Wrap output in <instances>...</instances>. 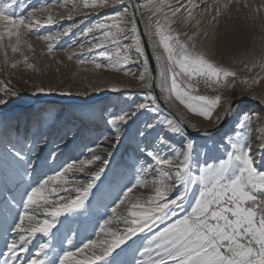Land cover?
<instances>
[{
	"label": "snow or ice",
	"instance_id": "snow-or-ice-1",
	"mask_svg": "<svg viewBox=\"0 0 264 264\" xmlns=\"http://www.w3.org/2000/svg\"><path fill=\"white\" fill-rule=\"evenodd\" d=\"M241 2L215 0L212 5V24L216 26L213 39L219 34L220 18H230L232 8H239ZM69 3V12L78 11L81 6L98 9L122 5L81 33L83 36L94 34V43H90L89 50L104 49L100 56L108 63H96V68L107 67L115 71L117 66L128 63L143 66L139 79L148 89L143 99L139 103L134 101L130 111L108 119L117 142L129 121L136 123L145 113L160 112L158 98L151 91L154 83L168 100L174 96L190 112L206 120H212L213 113H216L215 122L219 124L234 114L235 105L231 101H223L224 111L219 113L217 109L222 106V96L198 94V87L203 83L212 89L227 88L237 78V72L215 63L197 48L199 33L190 35L173 27L184 9L187 14L182 17L183 23L190 24L196 18L200 5L193 0H185L180 6H173L170 0H147L139 6L135 0H111V3L109 0H52L38 8H28L26 0H0V54L4 63L9 62L10 49L13 54L19 52L23 56L27 67H33L21 51L23 37L38 31L43 24H54L52 10ZM243 7L252 6L243 0ZM141 8L149 12L147 27L152 29L144 35L155 37L154 50L161 52L154 56L157 75L151 80L148 78L151 71L149 57L138 26ZM262 9L264 0L253 9V17H257ZM40 13H45L46 18L42 19ZM207 14L206 6L195 27H200ZM67 18L70 20L72 16ZM128 23H131L130 28L123 26ZM71 30L72 26H69L63 34L67 35ZM58 35H38L37 39L53 42ZM204 35L207 39L206 31ZM125 40L132 43L124 44ZM28 47L31 49V45ZM133 50L136 58L130 55ZM48 52H53L51 43ZM113 57L117 59L114 61ZM68 59H73V55L70 54ZM75 59L79 64L86 63L83 56ZM20 62L11 63V67L15 69ZM253 66L264 69V55ZM257 82L253 81V84ZM37 91L46 92L44 88ZM47 91L51 92V89ZM112 91L119 92L120 89L113 88ZM59 94L71 95L68 92ZM6 103V99L0 98V105ZM254 121H260L259 115L241 114L237 121L239 130L227 138L225 158L211 163L207 153L187 138L181 121H146L144 128L137 131V136L142 137L137 149L149 159L136 160L134 177L113 202L111 215L103 220L98 232L76 246H73L74 237L61 232L57 225L63 227L60 217L75 215L85 208L91 190L109 163L108 159L97 155L96 147H89L90 158L69 162L55 175H47L32 160V155L45 140V118L41 117L35 123L37 131L31 142L27 133L21 135L19 122L12 125L10 121H4L0 125L3 128L0 186L7 189L10 183L17 181V184L13 195L0 209V236L4 241L0 264H117L112 258L113 253L145 232L151 233L146 243L133 240V244L124 250L133 254V260L120 264H264V126L254 128ZM254 131L257 133L255 140L259 141L258 150L252 147ZM201 134L211 136L210 132ZM169 135L181 137L179 147L169 141ZM113 150L108 149L109 157ZM169 152L171 155L167 154ZM96 162L100 163L97 165ZM93 165L97 170L90 173L91 180L70 182L68 173L84 172L86 167ZM22 176L34 179L27 184L20 183ZM136 188H146L151 195H129ZM193 188H196L195 192L191 191ZM119 225H123L122 230ZM54 229L60 236L53 232ZM38 236L46 239L38 240Z\"/></svg>",
	"mask_w": 264,
	"mask_h": 264
},
{
	"label": "rangeland",
	"instance_id": "rangeland-1",
	"mask_svg": "<svg viewBox=\"0 0 264 264\" xmlns=\"http://www.w3.org/2000/svg\"><path fill=\"white\" fill-rule=\"evenodd\" d=\"M51 2L52 0H26L28 8H38ZM135 2L139 6L147 0H135ZM184 2L185 0H170L173 6H180ZM247 2L252 6L251 8L243 7L242 0L239 8H232L230 18L227 16L220 18L219 34L215 39L212 37V32L216 29V26L212 24L214 14L212 5L215 0H193V3L200 5V10L196 11V18L190 24L183 23L182 17L187 14L186 9H184L173 25L180 32L187 31L190 35L199 33L196 41L197 48L206 53L215 63L237 72V78L232 84H229L227 91L219 89V93L207 94L208 90H205L206 87L203 86V83L198 87V94L208 96L219 94L222 96V106L217 109L219 113L224 111L223 101L233 102L242 98L264 100V69L260 66H253V63L259 62L264 55V9L254 18L253 9L261 5L262 0H247ZM206 6L208 7V14L203 16L202 23L197 28L195 27L197 20L201 18L202 10ZM121 7L120 4L115 5V7L98 9L81 6L78 11L69 12L71 3L66 7L56 6L52 10L55 23L52 25L43 24L38 31L25 35L21 41V51L28 57V63L33 67L26 66L23 62V56L19 52L13 54L9 49V62L7 64L4 63L3 55L0 54V98L7 100L6 104L0 105V125L4 121H10L12 125L19 122L21 135L27 133L29 142H31L32 135L37 131L34 127L35 123L41 117L45 118L44 143L32 155L34 165L39 166L42 173L55 175L69 162L90 158L92 153L87 151L89 147H96V154L106 157L109 161L104 173L91 190L85 208L75 215L60 217V220L64 222L63 227L58 224L57 228L61 232L68 233L70 237H74L73 246L81 244L83 240L92 237L95 232L99 231V226L103 224V220L111 215L110 207L116 201L118 194L132 181L136 160L138 158L145 161L149 159L137 149V145L142 139V137L137 136V131L144 128L146 121L165 120L159 113H145L140 116L136 123L129 121L127 125H124L118 142L112 126L108 123L110 116L130 111L134 107L133 102L139 103L143 99V94L148 91L145 84L139 79V75L143 72V66L128 63L123 67L117 66L118 70L115 71L107 67L96 68V63H108L105 57L100 56L104 49L93 48L89 50L90 43H94L92 40L94 34L83 36L81 33L87 27L100 22L106 14L113 13ZM39 15L42 19L46 18L45 13ZM69 15L72 16L70 20L67 18ZM148 15L149 12L143 8L138 12L140 18L138 26L144 33L152 31L147 27ZM69 26H72L71 32L64 35L65 29ZM123 26L130 28L131 23ZM205 31L208 33L207 39L204 35ZM49 33L59 34L57 40L45 42L37 39L38 35ZM222 36L226 39H222ZM145 38L153 58L155 55L161 54L159 49L154 50L153 47L156 38L147 35ZM49 43L53 47L51 54L48 52ZM123 43L130 44L132 41L125 40ZM28 45H31V49ZM108 47L112 48L113 46L108 45ZM70 54L73 55L71 60L68 59ZM130 55L136 58L137 54L133 50ZM76 56H83L86 63H77ZM116 59L113 57L114 61ZM17 60L21 62L13 69L11 63ZM155 63L157 66L156 60ZM148 78L151 80L150 72ZM242 81H248V83ZM253 81L258 82L253 84ZM202 86L205 88L203 89ZM39 88H44L46 92L38 93ZM113 88H119L120 91L114 92L112 91ZM49 89L51 92L47 91ZM255 90L259 93L258 97H251L250 93ZM151 91L153 93L152 89ZM61 92H68L71 95H60ZM6 93L12 94L7 95ZM161 95L172 111L192 129H212L220 124L215 122L216 113H213L212 120H206L190 112L174 96L168 100L165 94ZM250 110L251 113L253 112L260 117L259 122L254 121L253 127L264 126V119L261 117V110L263 109L257 104L243 103L233 111L234 114L231 115V119L226 125V127L230 125L229 130L220 129L213 135L203 138L189 137L188 135L187 138L198 140L215 136L219 145L226 147L227 143H220V141L223 142L239 130L237 129V121L241 114ZM160 111L165 114L162 110ZM49 116L51 118H48ZM170 120L173 119L170 118ZM159 127L163 128L164 126L160 125ZM32 128L34 131L29 134V129ZM68 133L70 136L66 138ZM256 135L257 133L254 131L252 134L253 145L259 144V141L255 140ZM168 139L177 147L181 144V137L179 136L169 135ZM62 141L66 143V149L64 151L57 150V145ZM194 145L202 151V147L195 142ZM109 148L114 149L110 157L108 156ZM50 150L52 152L48 153ZM2 152L3 128L0 127V153ZM167 154L171 155L170 152ZM99 163L96 162L97 165ZM96 170V165H93L86 167L84 172H73L67 175L70 182L76 180L86 182L92 179L90 173ZM33 179L34 177L31 176H22L18 182L27 184ZM16 184L17 181L10 183L7 189L0 186V209H3L5 200L13 195ZM191 191L195 192L196 188ZM133 194L145 197L151 195L146 188H136L129 195ZM60 195H67V193H60ZM75 195L76 193H73V196ZM109 227L115 228L117 225H110ZM119 227L121 230L123 229V225H119ZM53 232L60 236L56 229ZM140 234L133 237V240L139 244L146 243L147 237L151 235L147 232ZM37 239L46 238L38 236ZM133 240L121 245L113 253L112 258L117 260V264H120L121 261L131 262L133 260L131 252H124L133 244ZM52 243L55 244L56 240L53 239ZM3 248L4 241L0 236V251ZM118 253L123 254L118 256Z\"/></svg>",
	"mask_w": 264,
	"mask_h": 264
},
{
	"label": "water",
	"instance_id": "water-1",
	"mask_svg": "<svg viewBox=\"0 0 264 264\" xmlns=\"http://www.w3.org/2000/svg\"><path fill=\"white\" fill-rule=\"evenodd\" d=\"M141 30V35H142V38H143V41H144V48H145V52L146 54L148 55L149 57V67L151 69L150 73H151V79L153 76H156L157 75V67H156V63H155V60L152 56V53H151V50L148 46V43H147V40L145 38V35H144V32L143 30L140 28ZM153 93L154 95L157 96L158 98V102L160 103V106H161V110L167 114L169 117H171V119H173L175 122L176 121H181L184 125V127L186 128V134L189 136V137H198V138H203L205 137V135H202L201 133L203 132H210L211 135H213L214 133H216L217 131H219L220 129H222L224 126L227 125V123L229 122V119H226L225 121H222L217 127L215 128H212V129H192L191 127H189L185 122H183L175 112L172 111V109L166 104V102L163 100L162 98V95L159 91V87L156 86V84L154 83L153 84ZM235 107L233 108V111L237 108V106L243 104V103H246V104H254L259 107H261L263 110H264V105L261 104V102L259 100H255V99H245V98H242V99H237L235 101L232 102Z\"/></svg>",
	"mask_w": 264,
	"mask_h": 264
},
{
	"label": "bare ground",
	"instance_id": "bare-ground-1",
	"mask_svg": "<svg viewBox=\"0 0 264 264\" xmlns=\"http://www.w3.org/2000/svg\"><path fill=\"white\" fill-rule=\"evenodd\" d=\"M144 20V19H143ZM143 22V21H142ZM144 25V24H143ZM258 92L255 90V91H252V93H250V96L251 97H258ZM256 99V98H255ZM260 101V100H259ZM262 101V102H261ZM261 104L264 105V100H261ZM259 107V106H258ZM262 111V118L264 119V111ZM246 113H250V114H253V112L251 113V110L250 111H247ZM159 114L161 115V117H163L165 120H168L170 119L168 117V115L166 116L165 114H163L161 111L159 112ZM231 119V117H230ZM231 123V122H230ZM226 128V131L229 130L230 128V125H228V127L224 126L222 129H225ZM194 129V128H193ZM200 130V129H199ZM34 129H29V134H31V132H33ZM71 131V130H70ZM223 131V130H222ZM231 132V131H230ZM70 136V133H68L66 135V138ZM198 138V137H196ZM228 138V137H227ZM227 138L222 142L220 141V143H227L226 140ZM190 140L194 141L195 144H197L198 146L202 147V152H206L207 153V159L208 161L210 162H217L220 158H223L225 157V151H226V147H221V145H219V142L216 140V137L215 136H212V137H207V138H204V139H198V140H195L194 138H190ZM66 143H64V141L60 142L56 149L57 150H60V151H64L66 149ZM253 148L255 149H258V145H253L252 146ZM52 151L50 150L48 153H51ZM44 172V171H43ZM135 195V194H133ZM141 235V234H140Z\"/></svg>",
	"mask_w": 264,
	"mask_h": 264
},
{
	"label": "built area",
	"instance_id": "built-area-1",
	"mask_svg": "<svg viewBox=\"0 0 264 264\" xmlns=\"http://www.w3.org/2000/svg\"><path fill=\"white\" fill-rule=\"evenodd\" d=\"M201 85H203V84L201 83ZM203 86H205V85H203ZM203 86H202V87H203ZM205 87H206V88H205ZM205 87H203V89L205 88V90H206V89L208 90V93H207V94H215V93H219V91H218L219 89H220V90L222 89V91H227V90H226L227 88H219V89L216 90V89H212L211 87H207V86H205ZM207 90H206V91H207ZM222 93H223V92H222Z\"/></svg>",
	"mask_w": 264,
	"mask_h": 264
}]
</instances>
